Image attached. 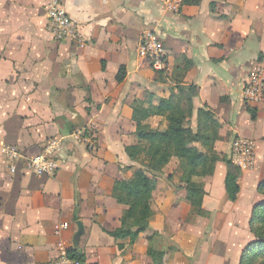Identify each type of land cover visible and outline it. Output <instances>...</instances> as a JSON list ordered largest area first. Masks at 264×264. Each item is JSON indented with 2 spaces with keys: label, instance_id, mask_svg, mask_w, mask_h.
Segmentation results:
<instances>
[{
  "label": "crops",
  "instance_id": "obj_1",
  "mask_svg": "<svg viewBox=\"0 0 264 264\" xmlns=\"http://www.w3.org/2000/svg\"><path fill=\"white\" fill-rule=\"evenodd\" d=\"M49 2L0 0V147L26 158L64 139L55 177L35 176L26 161L12 174L0 153V264H55L60 242L85 264H240L253 241V210L264 201V100L249 106L243 97L249 73L264 69V0H186L179 14L158 0H62L82 46L56 40ZM145 31L164 42L162 75L140 56ZM179 86L197 89L182 142L206 151L192 141L206 109L220 124L217 156L231 161L234 139L244 137L255 144L256 165L239 172L231 201L230 165L210 161L192 179L203 192L192 195L172 158L154 177L149 228L116 239L127 206L114 198L115 183L138 169L154 173L127 149L139 145L138 125L166 129L156 111ZM79 129L90 131L95 151L72 138Z\"/></svg>",
  "mask_w": 264,
  "mask_h": 264
},
{
  "label": "trees",
  "instance_id": "obj_2",
  "mask_svg": "<svg viewBox=\"0 0 264 264\" xmlns=\"http://www.w3.org/2000/svg\"><path fill=\"white\" fill-rule=\"evenodd\" d=\"M163 72L164 70L158 71L161 75ZM122 79L123 75L120 72L117 80ZM178 90L179 94H173L161 103L156 111L166 120V129L153 130L147 125H138L139 145L127 149L131 157L141 159L143 164L147 165L145 167L150 168L154 173L149 174L146 169H138L132 179L115 183L114 198L118 203L127 206L122 226L113 233L116 239L136 238L149 228L151 199L156 190L154 177L163 172L172 158L181 160L183 181L187 183L192 195L203 192L202 186L194 184L192 179L206 171L210 161L220 160L232 165L231 161L217 156L213 151L220 124L209 110L200 109L201 119L204 118L207 122L196 135L192 136V141L201 143L206 151L182 142L184 135L189 131L187 124L193 114V100L197 95V89L194 86H179ZM146 113L148 114V111ZM249 113L255 120L256 111L249 109ZM225 184L229 200L235 201L240 191L238 176L229 173ZM258 191L264 195V182L260 184ZM250 232L253 241L244 249L240 264H264V201L257 204L253 210ZM72 253L85 264L83 257L75 250Z\"/></svg>",
  "mask_w": 264,
  "mask_h": 264
},
{
  "label": "built area",
  "instance_id": "obj_3",
  "mask_svg": "<svg viewBox=\"0 0 264 264\" xmlns=\"http://www.w3.org/2000/svg\"><path fill=\"white\" fill-rule=\"evenodd\" d=\"M162 7L169 13L179 14L185 6V0H158ZM47 18L51 31L57 41H71L78 39L76 26L65 9L62 0H50L47 6ZM140 56L147 60L150 67L158 72L166 70V49L160 36L154 31H145L139 44ZM244 101L249 106H257L264 100V73L260 67H255L248 75L243 88ZM72 138L80 143H85L89 149L96 150V142L88 129H79L72 134ZM64 139H53L46 146L31 157H24L22 152L15 147H0V153L6 155L13 164L10 172L17 173L20 161H26L28 169L38 177H55L59 164L57 155L62 148ZM232 165L241 172L252 170L255 165V144L253 141L237 137L232 144ZM69 229L68 224L57 225L55 234ZM58 258L55 264H83L73 256L72 250L63 242L57 245Z\"/></svg>",
  "mask_w": 264,
  "mask_h": 264
},
{
  "label": "water",
  "instance_id": "obj_4",
  "mask_svg": "<svg viewBox=\"0 0 264 264\" xmlns=\"http://www.w3.org/2000/svg\"><path fill=\"white\" fill-rule=\"evenodd\" d=\"M229 172L238 176L239 175V170L237 169V167L233 166V165H230L229 166Z\"/></svg>",
  "mask_w": 264,
  "mask_h": 264
},
{
  "label": "rangeland",
  "instance_id": "obj_5",
  "mask_svg": "<svg viewBox=\"0 0 264 264\" xmlns=\"http://www.w3.org/2000/svg\"><path fill=\"white\" fill-rule=\"evenodd\" d=\"M260 69L263 71V73H264V69L262 68V67H260ZM235 140V139H234ZM231 163H232V161H231ZM241 172V171H240ZM262 182H264V180L262 181Z\"/></svg>",
  "mask_w": 264,
  "mask_h": 264
}]
</instances>
